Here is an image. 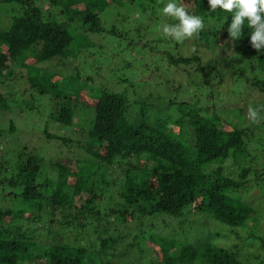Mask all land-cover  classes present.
Masks as SVG:
<instances>
[{"label": "trees", "instance_id": "16d2710c", "mask_svg": "<svg viewBox=\"0 0 264 264\" xmlns=\"http://www.w3.org/2000/svg\"><path fill=\"white\" fill-rule=\"evenodd\" d=\"M119 1L48 0L43 9L35 0H0L20 8L10 27L0 31V77L14 75L19 63L68 64L78 22L86 35L117 33L102 26L100 12ZM130 1L149 22H178L160 11L168 0ZM174 2L202 17L204 28L180 45H169L175 40L166 36L170 41L144 63L145 83L132 95L101 89L93 97L79 93L82 98L54 90L59 73L38 74V80L28 74L31 88L51 95L46 124L65 131L45 126L47 145L29 149L24 132L9 120L15 136L7 135L15 146L0 151V264H123L121 256L133 248L145 251L141 241L156 250L143 264H264V253L243 254L237 241H258L264 251V236L257 234L264 202L248 196L264 186V150L258 160L249 146L261 140L257 131L264 132V111L256 122L247 114L249 105H264V49L251 47L247 19L242 36L233 41L227 32L233 12L210 11L207 0ZM120 41L127 38L120 35ZM125 46L109 55L134 45ZM77 78L92 83L90 76ZM184 83L198 91V100L189 99ZM228 86L226 91L238 96L235 103L230 102L236 97L228 99L220 90ZM8 105L0 92V112ZM82 109L93 110L88 123L81 122ZM51 142L68 151L73 147L72 159L50 149ZM22 221L33 225L22 227ZM131 222L135 227L127 225ZM215 222L229 227L224 230L235 237L230 246L212 242L222 232L211 228ZM198 226L204 233L195 232Z\"/></svg>", "mask_w": 264, "mask_h": 264}, {"label": "rangeland", "instance_id": "374dc122", "mask_svg": "<svg viewBox=\"0 0 264 264\" xmlns=\"http://www.w3.org/2000/svg\"><path fill=\"white\" fill-rule=\"evenodd\" d=\"M35 3L37 5H41L43 9H47L49 7L48 0H35ZM19 13L20 8L18 7L17 3L0 2V31L7 30L12 23L13 17L19 15ZM100 13L102 26L106 28L114 27L117 33L110 34L103 32L86 35L84 33L83 27H81L80 22H78L75 24L72 30L74 40L69 47V55L71 58H69L70 60L68 61L70 62H68V64H62L60 60H49L34 66H27V63H19L17 67L14 68V75L10 73L0 77V92L3 94V96L7 97L9 103V108L0 112V129L3 130V132H1L3 141L0 138V151H3L2 149L5 145L9 148L10 145L15 146V139L7 135L11 134V136H15L10 133V130L8 129L9 120L11 119L18 129V133L24 132L22 134V142L25 144V146L27 145L29 149L34 147L43 148L45 145H47V143L44 142L43 136V130L45 126L50 131H65L64 127H59L57 126V124H54L52 122L46 124L47 120H50L47 112L52 106V103L50 102L51 95L49 92L38 93L35 87L31 88L28 79L29 75L35 76L36 80H38V74L41 75L44 73H59V75L56 77L57 84L56 87H54V90L66 91L67 93L74 95L79 93L84 94V98L85 95L86 97L90 95L93 97L101 89H107L109 91L118 93L123 92L132 95L137 87L145 83L144 77L146 76L142 75L144 72V63L149 59L155 57L160 51H163L165 47L164 44H166L165 42L170 41L162 32V25L165 23L163 21L149 22L145 15L146 12L140 9L137 6L136 2H131L130 0H120L119 3H111L110 5L106 6ZM140 25L148 26L145 29L141 28ZM120 35L125 36V38H127V41L118 42ZM158 40H162L163 43L158 42ZM128 42H132L134 45L133 47H130V51L126 49L122 54H116L114 58L112 55H109V53L112 52L113 49L116 52L120 50L119 46L125 48V44H127ZM175 42L180 45V43H178L177 41H170L169 45L174 46ZM145 43L148 44V48L146 49V51L141 49V46ZM201 50L204 52L203 48H201ZM125 52L130 53L131 56L129 54H126ZM221 55L224 56V52H222ZM24 62H26V60ZM127 62H129L130 64L128 66H125L124 64H126ZM239 62L240 63H238V65H241V63H243L241 61ZM145 70L147 72V69ZM79 75L83 77L90 76L92 78V83L88 81L85 82L83 79H78L77 77ZM185 85L187 86L186 89L190 96L189 99L192 102L198 100V91L190 86V84L184 83L183 86L185 87ZM62 88L64 89L62 90ZM220 90L224 94L227 93L229 97L228 99H234L236 97V99L232 100L230 103L236 102L238 98L236 93L232 95L226 91H230L229 86L227 88L221 87ZM80 94L79 96H81ZM253 100L257 103L258 101L260 102V100L257 98H253ZM243 102H245V99L243 100ZM81 111H83V113H81V122L84 123L86 121L88 123V120L94 115L93 110L82 109ZM153 112V109L149 111V113ZM233 113L237 114V112ZM225 119H227V117H225ZM247 127H250V130L252 128H256L253 125H247ZM259 133L261 140L259 141L258 139V141H256L254 139L250 142L249 146L251 156L257 157L258 160H262V151L264 150V132L259 130L257 131V134ZM258 143L262 145H259ZM57 145L58 143L51 142L50 149H53L54 151L61 150L62 156H64L65 154L64 159L65 157H69L72 159V156L74 155L72 154L74 149L73 147L68 151V149L66 148L60 149L61 147ZM9 154H11V151H9ZM48 155L50 156L51 160L52 158H55L53 157L54 155H52L51 151L48 152ZM228 163L229 162H225L224 164L228 166ZM234 167L235 169H237L238 166ZM250 195L261 197V200H263L264 202V186L258 191H251L248 196ZM14 202L21 205V203L18 201ZM15 208L18 207L14 206V209ZM261 209L264 214V206H261ZM22 223V227H29L30 224L33 225V223L29 221H22ZM198 223L200 224V222ZM40 224H42V222ZM127 225L130 227H135L136 223L131 222ZM219 227L222 232L219 236L215 235L212 238V242L215 245L218 244V246L221 247L230 246L231 240H233V238L235 237L231 235L229 229H227L229 232L224 230L225 228H229L224 224L215 222V224L211 225V228L214 230L218 229ZM201 228L202 230L198 226V228H194V230L196 233L199 231L198 233L202 234V232L204 233V231L203 227ZM221 230H219V232ZM128 233L130 235H134L133 231H128ZM257 234L259 236H264V216L263 218H261L257 227ZM53 236H55L56 242L60 241L61 238L59 235L53 233ZM183 238L189 241L191 239V235L186 232ZM129 239L130 237L126 238L127 241ZM237 241L240 244V250L243 254L252 252L255 255L260 256L264 253L258 241L252 243L250 242V240ZM47 242H52V233ZM140 243L141 246H145V251H143L144 254L142 252H138L136 248H133L132 250L135 255H132V250L130 249V254L121 256L123 264H136L137 262L143 264L147 261V259L155 258L154 251L156 250L154 248V245L151 242L148 243L147 241H141ZM250 243L251 245L247 246Z\"/></svg>", "mask_w": 264, "mask_h": 264}, {"label": "clouds", "instance_id": "9594fccd", "mask_svg": "<svg viewBox=\"0 0 264 264\" xmlns=\"http://www.w3.org/2000/svg\"><path fill=\"white\" fill-rule=\"evenodd\" d=\"M207 4L210 11L220 9L234 13L227 28L228 36L233 41L242 36L244 21L247 19L249 27L253 29L249 41L251 47L258 53L264 49V0H207ZM160 11L178 21L162 25V32L177 42L193 37L204 28L203 18L190 14L182 2L177 4L174 0H168ZM261 111H264V105H249L248 118L256 122Z\"/></svg>", "mask_w": 264, "mask_h": 264}]
</instances>
